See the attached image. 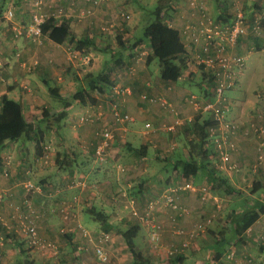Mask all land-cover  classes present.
Masks as SVG:
<instances>
[{"label":"crops","instance_id":"1","mask_svg":"<svg viewBox=\"0 0 264 264\" xmlns=\"http://www.w3.org/2000/svg\"><path fill=\"white\" fill-rule=\"evenodd\" d=\"M167 1L173 2L177 10L166 21L170 20L169 24L178 30L201 19V11L192 9L189 0ZM214 1L207 0L205 4L207 15L214 19H219L222 14L230 20L229 17L238 8L245 10L250 17L254 8L247 6L253 2L254 7L258 8L256 13L264 18V0L258 4L255 0ZM33 2L0 0V109L2 97L7 95L21 102L26 119L39 123L43 129L40 153L37 152L36 141L26 138L7 142L0 149V170L8 171L6 177L0 180V195H3L0 206V264H131L133 257L122 235L116 229L104 231L100 222L93 224L92 218L85 216L84 213L90 209L98 210L97 204L113 209L111 216L106 215L110 224L139 223L141 229L147 228L149 240L141 249L149 257L155 258L152 260L155 263L160 264L159 259L163 258L170 263L173 259L170 251L183 241L189 242L190 247L200 248L198 241L202 235L203 245L209 250L230 226L231 242L234 240L230 249L215 261L211 260L209 253L211 259L204 264H264V213L239 237L231 225V218L228 225L215 226L217 230L214 232L207 233L206 230L211 222L205 230L191 237L194 225L206 214L203 210L197 212L193 209L197 204L198 191H179L177 200L181 212L166 202L168 187L187 182L195 183L197 188L211 185L209 182H222V186H217L220 189L212 187L213 194L210 195V186L208 192L207 200L217 199V204L220 202L216 189L220 192L221 189L224 192L228 190L231 196L235 194L241 199L248 198L251 202L246 206H253L257 201L264 202V160H258L255 146L261 143H258L253 127V123L262 121L258 118V112L264 106V92L254 85L257 77L264 75V33L255 42L253 37L246 38L236 49L247 56V61L251 57V63H247L239 81L227 94L231 105L229 119L241 125L240 130L232 136L235 148L230 151L231 160L221 162L220 169H224V166L225 169L223 172L216 171L212 181L205 171L185 178L180 167L181 160L192 158L200 149L197 144L200 143L201 127L195 120L196 116L205 114L206 117L210 114L193 108L190 99L196 93L185 84L179 80L164 81L160 76H155L147 62L151 53L149 42L137 46L133 51L124 52L120 57L122 63L112 73L114 86L106 88L102 94H94L96 104L72 100L74 93L88 87L91 74H95L94 70L104 58L99 53L106 49L103 38H109L114 31L103 32V26L120 18L119 9L130 0L100 2L95 7V14L82 20L78 15L86 5L83 0L76 2L74 8L70 7L69 0L62 2L70 14L68 20L73 33L78 38L93 37L97 44V49L85 47L84 52L67 41L56 43L48 35L40 38L30 35L27 27L32 19ZM58 2L44 0V6L51 11ZM182 4L186 5L185 9ZM10 12L13 14L9 17ZM186 50L189 65L184 76L186 79L193 78L198 72L201 73L204 83L201 82V92L195 96L202 102L207 101L213 97L215 80L210 81L211 74L197 62V52L188 46ZM118 53L116 51V55ZM254 55H259L257 66L254 65L257 59ZM84 64L88 65L84 69L87 73L82 74V70L78 71L79 76H73L74 69ZM12 78L13 83H9ZM51 84H56L54 88L60 94L55 95L61 100L59 107L52 106L45 96L46 89L53 87ZM145 94L166 98L178 114L144 99ZM63 98L70 102L68 107L64 105ZM114 101L123 114H130L134 120L116 122L111 110V102ZM255 105H258L257 114ZM61 112H65V115L55 125L52 120ZM85 116L90 120H82ZM178 117L184 118L185 123L176 125L172 131L163 127L164 124H174ZM141 118L145 119V127H138L137 122ZM147 123L151 125L147 127ZM104 126L113 127L116 137L107 159L100 162L95 152L98 131ZM45 156H48V161L44 160ZM209 170H213L212 166ZM256 181H259L261 190L255 189ZM28 182L37 186L32 193L25 186ZM132 200L139 205L144 216L148 204L153 202L150 218L140 222V218L133 214ZM65 203L70 204L67 217L61 210ZM184 207L187 208L186 212L183 211ZM244 209L239 207L234 210L231 217ZM153 217L161 226V241L157 245L150 237V220ZM28 225H35L38 237L46 243L45 248L30 243L31 236L25 229ZM63 228L68 234L62 233ZM97 246L105 248L109 256L107 261L98 257ZM94 254L99 262L90 258ZM183 256L181 264L189 263L193 258L186 251Z\"/></svg>","mask_w":264,"mask_h":264},{"label":"built area","instance_id":"2","mask_svg":"<svg viewBox=\"0 0 264 264\" xmlns=\"http://www.w3.org/2000/svg\"><path fill=\"white\" fill-rule=\"evenodd\" d=\"M80 0H72L75 4ZM207 0H189V4L192 9L201 11V19L195 23H189L185 25L180 31V34L184 40L186 46L189 49L197 52L196 59L199 64H202L204 68L214 75L215 78V88L213 91V99L202 102L198 96L193 95L190 102L193 108L202 113L211 112L214 118L219 122L216 128L211 129V134L213 136V141L215 143V148L218 153V157L223 163H228L231 160L230 151L235 148L232 136L235 135L240 130L241 125L239 122H234L229 119V112L231 110V105L228 103V96L225 92L232 89L239 81L240 75L247 65V56L244 53L238 52L236 49L243 40L248 37H261L264 33V18L260 15H255L253 18L249 17L245 10L242 8L236 9L232 18L229 21H223L220 19H214L207 15L206 4ZM100 3V0H95V7ZM56 9L44 12L42 6L39 2L35 4V12L32 15L30 25H28L27 30L30 35L34 38H40L42 35V23L46 19L49 13H53L55 16H67L69 14L66 9V5L62 3ZM40 5V6H39ZM65 5V6H64ZM95 13L94 9H81L78 17L81 20L85 18L84 16H91ZM126 12H121L123 17H128ZM108 30L109 28L105 26L102 28ZM76 55L75 53H73ZM264 92V86L261 90ZM144 99L149 100L151 103H157L163 108L168 109L171 112H178L176 109L168 102L166 98L160 97H150L145 94ZM111 110L115 121L118 123H125L133 121L134 117L130 114H123L120 110V106L117 102H111ZM258 118L261 122L253 123L254 132L260 136H264V106L259 109ZM82 120H90V117H83ZM193 120L190 119L189 121ZM185 119L178 117L174 124H164V128L167 130H175L176 125H181L185 123ZM151 124L147 123V127ZM146 134V132L144 133ZM220 136V137H219ZM116 133L113 127L104 126L98 131V144L96 146V159L103 162L107 159L110 148L115 140ZM258 159L260 161L264 160V142L258 145ZM45 161H48V156H45ZM7 170H0V180L6 176ZM28 191H34L37 186L32 182H28L25 185ZM189 189L191 191H198L200 198L206 201L208 198V192L210 187L207 185H202L197 188L192 182H187L185 184H174L167 188L169 192L166 196L167 204L171 205L176 211H182L178 204V196L180 190ZM2 197L0 196V206ZM154 203L150 202L148 208L145 210V215L139 213L136 208H133V214L144 221L145 218H150ZM220 210V206H218ZM183 211H187L184 208ZM215 214L208 216L204 221H198L194 225V229L191 230L190 235L194 237L199 234V232L205 230L207 224L213 222ZM207 220V221H206ZM26 232L31 236L30 242L32 245L45 246V243L38 237V232L35 225L26 226ZM184 232L183 229H180ZM150 237L154 244H159L161 241V226L155 221V217L150 220ZM189 242L183 241L178 247H173L169 255L174 256L176 253H184ZM96 252L98 257L103 261L108 260V253L102 246L96 247Z\"/></svg>","mask_w":264,"mask_h":264},{"label":"trees","instance_id":"3","mask_svg":"<svg viewBox=\"0 0 264 264\" xmlns=\"http://www.w3.org/2000/svg\"><path fill=\"white\" fill-rule=\"evenodd\" d=\"M103 1L105 0H100V2ZM83 3L86 4L84 8H95V0H83ZM174 8L175 4L173 2L170 3V1L167 0H160L159 5L153 11V15L155 16L154 19L148 22L145 26L144 35L142 37L136 38V40L131 45L130 43H125L123 40L124 38L121 35L118 36V41L121 45H123L122 49L124 52L128 50L133 51L137 46L149 42L151 53L147 58V62L149 64L154 59H158L160 64L161 78L164 81H178L184 75V72L188 69L189 65L186 56V45L180 34V31L169 24L168 21L170 20L166 21V18L172 17L168 12L170 10H174ZM227 17H223L222 14L219 15V19L223 21H227ZM230 18L232 17H229V19ZM68 19L69 17L67 16L57 17L53 13H49L41 25L42 35H48L52 41L59 44H63L66 41L70 42L71 44H74L75 49L80 51H83L85 47L90 46H93L95 49H97V44L93 37L89 38L88 36L85 38H78L76 34L73 33L70 21ZM102 31L108 32L110 30L102 29ZM108 50H112V47L107 49V51ZM118 54H115V56L113 55V59L110 60L105 65L104 69L99 73L91 74L87 84L88 87L78 90L76 93H74L72 100L79 101L82 104H96L97 98L94 94H102L105 92L106 88H111L114 86L115 82L113 80L112 73L115 72L116 68H118V66L122 63V59L120 58L122 56L120 55L121 50H119ZM210 74V81H214V75L212 73ZM52 92L53 94L55 93L54 95H60L56 92V88H53ZM64 105L68 107L70 102L66 100ZM206 114L210 115L204 117L205 114H199L195 119L200 123L201 127V131L199 133L200 143H198L199 145L197 144V147L200 148L198 153L192 158L184 159L180 162L181 171L185 178H192L200 171H205V173L211 179L210 181L214 179V173L216 170H214V166L211 165V159L208 156L210 153H216L218 156L216 150L215 152L209 150L212 147L210 146L211 143H214L211 129L213 127L216 128L219 125V122L214 118L211 112H206ZM64 115L65 112H61L59 116L55 117L54 119H56V121L59 123ZM40 121L42 123L46 122V120ZM57 122L55 125L58 124ZM21 138L35 140L37 152L40 153V142L43 139V129L40 127V124L34 122L32 123L26 119L21 102L4 95L1 100L0 109V149L7 142L18 141ZM210 166L213 168L212 171L209 170ZM209 183L211 185H207L208 187H217L218 185H223L222 182L220 184L213 182ZM255 189H262L261 186H259V181H256ZM34 191H31V193ZM226 192L230 194V191L226 190ZM222 208L223 205L220 203V210H216L214 213L215 216L213 222ZM244 208L245 209L243 211H240L238 214L236 213V215L234 214L231 217V225L238 237L241 235V233L251 227L258 220L261 214L264 213V202L257 201L253 206H246ZM89 211L95 217L96 221L101 223L105 229L104 231L116 229V232L122 235L133 257L131 264H155L145 255L143 251L137 249L135 239L141 230V225L139 223H127L125 227L122 228L119 225L117 226L115 224H110L108 217L102 211H98L96 209H90ZM64 233L68 234V232ZM231 240L232 239L229 235V232L228 234L227 232H224L222 236L219 235L216 240V244L209 249L212 258L210 259L215 261L216 259L222 257L225 252L230 249V246L234 241L233 240L231 242ZM184 253H176L169 264H181L180 261L184 257Z\"/></svg>","mask_w":264,"mask_h":264},{"label":"rangeland","instance_id":"4","mask_svg":"<svg viewBox=\"0 0 264 264\" xmlns=\"http://www.w3.org/2000/svg\"><path fill=\"white\" fill-rule=\"evenodd\" d=\"M60 1L61 0H59L56 8L58 6H60V5H62ZM69 1H70V7L74 8L76 6V3L73 4L72 3V0H69ZM255 1L257 2V4H258V2L259 3L261 2V0H255ZM37 2L40 3V5L42 6V10H44V12H48L47 9L44 6V0H34V2H33V8H34L33 13L35 12V6L34 5L37 4ZM62 2L66 3L67 0H62ZM159 2H160V0H130V2L126 3L124 6L121 5L122 8L119 9L120 10L119 11L120 18H117V19L113 20L112 22H108V23L106 22L108 24V26L107 25H104L105 28L106 27L109 28L108 30H113L114 33H112V35L109 38L108 37H105V39L103 38V44H104V46H106V50H104L103 52H99L100 55L102 54L104 58L101 59L100 66L97 67L94 70V73L95 74H97L103 68V66L106 63V61H108V60L110 61V60L113 59V55L115 56L116 51L121 50V54L120 55H124L125 54L124 53V50L122 49L123 45H121L119 43V41H118V36L119 35H121L124 38L123 40H124L125 43L126 42L127 43H130V45L136 40V38L142 37L144 35L145 26L147 25L148 22H150V21H152L154 19L155 16L153 15V11L159 5ZM182 5H184V9H185V6L186 5L185 4H182ZM236 5H237V3H236ZM254 5H255V2H253L252 4H249L247 6L248 8H254L253 14L250 16V18L251 17L253 18L257 14L256 12H258V8H255ZM65 7L67 9V6H65ZM243 8L246 9L245 6ZM180 9L181 8H178V10H180ZM182 9H183V7H182ZM176 10H177L176 7L174 8V10H170L168 12L169 15H171V16L173 15L174 16ZM67 12H68V10H67ZM121 12H126L125 14L128 15V17H123L121 15ZM33 13H32V15H33ZM165 13H166V11H165ZM12 14L13 13L10 12L9 13V17ZM68 14H69V12H68ZM69 16H70V14H69ZM171 16H169V17H171ZM84 17L86 18V16H84ZM166 17H168V16H166ZM82 19H84V18H82ZM110 24H113V26L110 25ZM257 38H254V41L253 42H255ZM110 47H112V50H108L107 51V49H109ZM144 48L146 49L147 46H145ZM125 52L127 53V51H125ZM254 57L257 58L254 61V65L257 66L258 63H259L258 62L259 61L258 60L259 55H254ZM263 59H264V55H263ZM263 59H261V60L263 61ZM247 63L248 64L251 63V57H250V59H248ZM89 65H90V63H89ZM86 67H88V65L87 64L86 65L84 64V65H81V67H77L79 69L75 68L74 71H73V73H72V75L73 76L74 75L75 76L76 75L79 76L78 71L79 72H82V70L86 69ZM150 68L153 71V73L155 74V76H160L161 77V75H160V64H159L158 59H154L152 62H150ZM86 73H87V71L84 70V72L82 74H86ZM186 76H189V74L186 75ZM258 77L255 80L254 85L256 87H260L259 89H261L264 86V75L263 76H258ZM179 81L181 83L185 84L192 92L196 93L197 95H198V93L201 92V82L204 83L202 81V75H201L200 72H198L196 74V76L193 77V78H189L188 77L186 79V77L183 75L179 79ZM11 82L13 83V78L9 81V83H11ZM51 85L53 87L52 88H49L48 87V89H46V95L45 96L47 97V99L49 100V103L52 106L59 107V105L61 103V100L57 96H55L53 94V92H52V89L54 87H56L55 86L56 84H51ZM16 89H19V87H16ZM13 94L14 93H12V95ZM225 94H228V92L226 91ZM211 99H213V98H211ZM64 101H66V100L64 99ZM254 108H255V114H257L258 105L257 106L255 105ZM54 118L52 120V123L55 124L57 121ZM137 124H138V127H141V126L142 127H145V119L141 118V120L139 122H137ZM48 125H51V124H48ZM255 135L257 136V139H259L258 140V143L264 142V136L259 137L257 133ZM210 146H212L211 147L212 149L210 148L209 151H212V152L214 151L215 152L216 148H215L214 143H211ZM255 150L258 152V144L255 146ZM257 155H258V153H257ZM208 157L211 159V165L214 166V170L219 171V172H223V170L225 169V166L223 165L224 166V169H220V166H222V164H221V161H220L219 157L217 156V154L216 153H214V154L213 153H210ZM255 159H256V156H255ZM252 160H254V158ZM227 166H228V164H227ZM251 175H252V178H253L254 173H252ZM260 177H262V175ZM250 183H252V182H250ZM80 185H81V183H80ZM251 187H252V185L249 186V189H251ZM218 188L220 189V187H218ZM212 190L213 189L211 187L210 191H212ZM218 191L219 190L216 189V192L215 193H218V197H219L218 198V201L223 205V208L217 214V217L214 220V222L206 229L207 230V233L216 231L217 229H215V226H219L220 227V226H222V224L228 225V222H230L231 215L233 214L232 212L234 210H237L239 207H246V205H248L251 202V200H249L246 197H243L241 199L239 196H235V194H233L234 196L233 195L231 196L229 193L224 192L222 189H221V192L219 191L220 193ZM215 193H214V195H217ZM211 194H213V191H212V193H210V195ZM0 196L2 197V201H3V195L1 194ZM215 200H217V199H215ZM215 200L214 201L213 200L203 201L200 198V196L197 195V198H196L197 204L194 205L195 207L193 209L194 210L196 209L197 212L203 210L204 213H206L205 216L203 218L201 217V220H199V221H204L208 216H211L212 214H214L216 212V210H218V206H220V204L219 203L217 204ZM131 203H132V208H136L139 211V213H141L140 212V209H139V205H136L134 200H132ZM203 203H204V206H203ZM61 207H62L61 210L64 213V217H67V213L69 211L70 204L65 203ZM96 207H97L98 211H103V213L105 215L111 216V213H113V209L111 207H109V206H103L102 207L100 204H97ZM185 209H187V208H185ZM194 213H195V211H194ZM84 214H85V216L92 218L91 219V223L96 224L95 223L96 222V219L90 213L89 210L87 211V213H84ZM124 218H127V217H124ZM139 221L142 222L141 219ZM204 223H206V222L204 221ZM120 226L123 228V227H125V224L123 222H121L120 223ZM229 227L230 226H228L227 227V230H225L227 232V234L229 232ZM61 231H62V233L66 232V228H63ZM202 237H203V235L200 236L199 241H198V244L200 242V248H198L199 246L198 247H195L193 245H191V247H190V244H189V246H188V248L186 250V253L187 254H190L193 258L190 259V262L189 263H185V264H204L205 261H207V260L209 261V258L210 257H208V255H209L210 252L207 249L206 245H203V239H202ZM148 240H149L148 230H147V228L143 227L141 229V231L139 232L138 236L136 237L135 242H136V245H137V249L145 252V254H147L146 251H144V249H141V247H143V245L146 242H148ZM45 247L46 246H43L42 248H45ZM147 255H148L147 257L150 258L151 260H153V261L155 260V258L149 257L150 256L149 254H147ZM96 256H95V254H94V256L93 255H90V258L94 262H99V260L97 259ZM159 261H160V264H169V260L167 258H163L162 260L159 259ZM155 264H158V263H155Z\"/></svg>","mask_w":264,"mask_h":264}]
</instances>
